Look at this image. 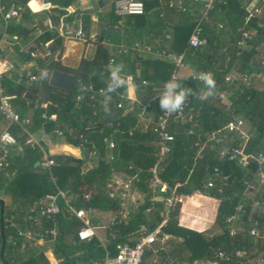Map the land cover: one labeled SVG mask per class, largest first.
<instances>
[{
    "label": "trees",
    "instance_id": "16d2710c",
    "mask_svg": "<svg viewBox=\"0 0 264 264\" xmlns=\"http://www.w3.org/2000/svg\"><path fill=\"white\" fill-rule=\"evenodd\" d=\"M28 1L15 0L14 2L25 6ZM71 1L65 0L63 8ZM141 1L145 8V14L129 16L126 19L127 24L133 23L131 33L135 36L134 39L140 38L143 34L153 39L164 38L165 33L170 29L169 50L178 54L185 51L186 57L196 67V70L199 73L211 72L216 82L215 95L208 100H198L194 96H189L190 106L187 120L179 133L174 136L172 152L167 159L162 179L171 186L181 183L184 191L193 193L203 192L202 186L215 167L219 168L222 174L231 175L234 178L230 182V186L225 189L223 196H218L214 192L210 193V196L217 198L220 202L216 223L223 227L222 234L214 237L199 251L192 248V253L185 259L186 264H197V262L208 264L209 261L213 264H226L215 259L214 252L216 250L222 249L226 253H231L234 249L253 247L251 239L246 234V230L252 225V221L247 219L252 210V204L251 200L243 195L246 190L244 182H250L252 173L240 169L233 162L220 160L215 149H212L211 152L208 151L209 153L206 154L203 161L194 164L192 141L203 140L209 132L219 129L230 117L228 112L231 111L235 115L241 116L253 131V139L249 142L246 152L255 153L261 149L260 142L264 138V88L246 87L242 83L239 84L238 81H242L243 77L264 72V66L259 64V60L264 55V49L261 46L264 43V15L261 18L262 27L257 28V35L248 41L241 54L236 56L238 49L235 42L239 38L238 29L242 25L245 15L244 5L251 0H224L225 5L218 4L205 15L201 26L207 45L203 49L188 47V39L198 17L196 13L179 12L169 8L167 3L161 5L160 0ZM166 1L168 2V0L163 2ZM183 2L188 5L189 0H183ZM47 13L53 26H57L60 19L66 15V11L59 9H50ZM23 14L26 18L31 16L29 10L24 11ZM117 20L118 18L112 12L109 19L110 26L114 25ZM254 24L253 21L252 25ZM32 31L33 29L27 30L20 25L10 24L8 27L9 34H14L22 40H26ZM44 34L43 42L55 40L49 48V56L37 62L39 70H43V74L47 75L54 69L65 70L60 65L61 40L58 34L55 31ZM225 37L228 38L227 41L224 40ZM22 54L25 60H28L26 59L28 53ZM53 56L55 59L51 61ZM227 56H229V60H227ZM109 58L107 48L98 41L91 60L82 59L76 71L65 70L71 72L75 77L71 93L52 89L48 86L47 81L41 78L39 87L45 88L50 93V99L38 106H35L34 100L28 103L23 99L25 92L29 91L35 94L38 87H26L5 78L1 81L3 94L15 96L11 104L22 117L29 108H34L32 123L43 126L47 132L55 125V121L67 122L73 130L71 135L69 132L66 133V140L69 143H78L79 131H87L83 137L85 145L90 146L91 152H96L98 156L96 167L86 171H82L85 162L75 163V159L71 156H48L54 161V165L49 169H43L40 167L43 160L41 152L38 149H30L24 144L25 134L19 127L12 126L9 129L21 145L22 150L16 154L13 160L9 158L10 169L14 171L15 175L4 188L5 192L10 195L13 205L11 210L7 207H4L3 210L6 241L4 264H13L7 250L10 247V241L13 243L20 239L15 229L9 227V224L16 222L20 227H24L26 224L30 226V223L25 219L28 208L46 196L57 195L58 191L73 195L74 200L70 204L76 210L81 208L84 196L88 197L87 202L90 209L97 208L100 211L108 212L118 208V202L107 197L108 189L105 184L111 171L109 163L105 160L104 139L116 143V172L138 174L139 181L136 188L143 194L144 200L140 206L130 212V219L126 223L112 228L111 233L114 234V238L107 237L106 250L109 255L114 256L116 245L124 243L139 225L151 227L160 221L162 204H157L156 210L151 211L153 212L151 215L146 214V210L149 208L148 198L151 196L148 186L150 179L148 170L156 161V151L151 143V135L134 132L133 136H129V132L135 125L134 119L130 115L122 117L113 105H110L101 121L97 123L94 117L98 118V116L85 104L84 98L79 100L81 85L85 83L91 69L95 68L100 71L107 64ZM147 64L155 67L154 76L145 77L143 72L141 79L166 82L171 79L175 69L172 64L166 62H144V65ZM231 67H235L240 79L225 84L223 76L230 71ZM176 80L183 87L191 88L193 91L203 90L202 81L198 78ZM119 91L123 92V88ZM221 92H227L232 102L230 111L227 110V105L218 99V94ZM109 101L111 104L113 103L112 99ZM42 115L45 118L42 119ZM190 129L193 131V136L188 138L186 132ZM130 166L131 170L128 169ZM190 170H192L191 173ZM253 171L252 168L251 172ZM1 180L2 173H0ZM239 203L244 206V213L239 217L243 231L232 236L225 228V219L236 215L235 208ZM57 206L59 212L55 215L54 220L43 221L42 225L44 230H56L54 238L48 235L45 236V240H52V253L58 264H76L77 262L84 264L102 259L105 250L96 238L83 243L76 241V234L81 227V222L68 211L61 197L57 198ZM180 206V202L174 204L167 224L162 230L167 234L183 238L178 246L183 245L184 249L185 247L188 249L191 246L189 235L191 236L192 232L184 231L177 226ZM257 221L264 228V218L257 219ZM1 243L0 237V245ZM80 253L82 255H79ZM41 256L40 264H49L43 253ZM23 264H36V262L30 259Z\"/></svg>",
    "mask_w": 264,
    "mask_h": 264
},
{
    "label": "crops",
    "instance_id": "0c3cea01",
    "mask_svg": "<svg viewBox=\"0 0 264 264\" xmlns=\"http://www.w3.org/2000/svg\"><path fill=\"white\" fill-rule=\"evenodd\" d=\"M14 1L15 0H0V4L5 5L7 9H13L16 6L20 5L15 3ZM114 1L115 0H72L68 5H66L65 8H63L64 4L66 3L65 0H29L25 5V11L29 10L31 14L29 18L24 17V14L22 13L18 21H12L7 26H5L0 17V38L4 36V41H5L2 49L0 50V60H6L11 64H13L15 67H23L25 69H28L37 76V80L34 82L22 81L20 83H17L18 72L10 71L3 73L2 80L5 78L7 80L13 81L16 84H21L26 87H34V88L38 87V90L40 88H43V87H39L41 78L47 81V77L49 74L48 75L43 74V70H39L37 62L49 56V48L51 47V44L55 40L52 39L47 42H43L42 38L45 35L44 33H50L55 31L58 34V37L61 40V58H60V65H61L63 49L66 42L69 39L76 40L74 33L79 28V26H81L83 28L86 37L98 38L99 42L105 48H107L110 57L114 59V63L123 64L125 66L124 74L130 75L133 78L134 84L140 81L141 85L139 87H136L135 91L131 94H128L125 89H123V92H120L119 89H117L120 94H123L127 98L126 101L123 102V109L116 108V103L119 100L117 97L112 98L113 101L112 104L110 103V101H107L106 99L103 98L100 99L101 100L100 103L96 104L95 106H92L88 102L86 95L82 92V87L90 84L93 85L95 88H106L108 84L112 83V81L110 80L109 71L106 72V69H108V67L106 68L103 67L100 71L98 69L93 68L91 69L85 83L81 85V94L79 96V100L84 98L85 104L93 110V113L95 115L98 116V118L94 117V119L96 120L95 122L99 123L103 118L105 111L108 108H110V105H113V107L117 110L119 115H121L122 117L130 115L131 118L134 119L135 125L132 128V130L135 129V132L143 133L141 132V130L137 129V127L140 125V122L138 121L137 118L139 105L151 101L154 109L150 110V112L148 113V118H153L154 111H157L159 109V102L157 99H155L156 97L155 90L157 88L162 89L165 83L162 82L161 80L153 81V80H148L147 78L141 79L143 72L145 73L144 75L145 77L154 76V72H155V67L153 65L150 64L144 65V62L160 61V62L170 63L175 67L173 63L166 61L163 57H160L158 55L159 52L175 53L169 50L168 48V44L171 39L170 29H168L167 30L168 32L165 33L164 38L153 39L152 37L143 34L142 36H140V38H137L135 40L134 39L135 36H133L131 33L132 32L131 28L133 23L130 22L129 24H127L126 19L129 16L119 17L114 13V8H113ZM163 1L164 0H160L161 5L163 3L168 4L170 1H177V0H168V2L167 1L163 2ZM203 5H204L203 1L198 0L196 2L193 1L191 3L189 0L188 11L194 12L199 16L202 14ZM50 9H59L66 11L65 17L60 19V22L57 26H53L50 21L49 14L47 13V11ZM112 12L115 15V17L118 18V20L114 25L110 26L109 19ZM119 21H121L122 24L124 25L123 31H120L115 28ZM10 24H13L15 26L20 25L24 29L27 30L33 29V31L30 33V35H28V38L26 40H22L21 38H17L16 35L8 33V27ZM14 37H16V40H13ZM224 40L227 41L228 38L225 37ZM88 45L93 46V51L89 56L86 54ZM95 49H96V44H92V43L86 44L82 59L91 60L94 55ZM119 51H121V53H119ZM22 53H28L26 58L28 60H25V57L22 56L23 55ZM182 53H184L182 67H175L172 77H174L175 79H184V80H187L189 78L199 79V72L196 70V67L186 57L185 51H183ZM263 57L264 56H262V58ZM54 59L55 56L51 58V61H53ZM227 60H229V56H227ZM137 63L140 64L139 77H137V71H136ZM185 67H189L192 70V72L190 71L187 72L189 74L185 76H180V77L176 76L177 70L178 69L183 70L185 69ZM234 68L235 67H231L230 71L226 74L231 75L234 81L235 80L238 81L240 77L237 74L236 70H234ZM63 69L69 71H76L66 68ZM224 76H223V82L225 84H228L224 81ZM249 81H250V86L259 87L260 89H263V86L260 85L256 80H249ZM238 83L239 84L242 83L244 84V86L249 87V85H246L243 79L242 81H238ZM201 87L202 89H204L203 82L201 83ZM37 92L35 94L30 92L34 96L31 101L33 100L35 101V106L41 104V103L38 105L36 104V100H38V97L36 95ZM221 93H224V99L219 98L220 93L218 94V99L224 102L227 105V110L230 111L229 109L231 107L232 102L227 92H221ZM31 101H27V102L29 103ZM33 110L34 108L31 109L29 108L23 117L30 118L32 121ZM228 114L230 115V117L239 116V115H235L231 111L228 112ZM186 120L187 117L186 119L183 120L171 121L169 124L170 133L176 136L179 133L182 126L186 123ZM54 124L55 125L48 132L45 131L43 126L37 124L35 125L34 123H31L27 127V130L29 134L32 136V138L39 143L42 150L46 153L47 156H53V157L71 156L75 160H79L80 149L78 146L75 145H78L82 137L79 136L78 133V138H79L78 143H69L66 140V133L69 132V134L71 135L73 131L69 127V124L67 122H61V121H55ZM245 125H246V121L244 123L243 131L247 134H253L251 127L249 125L245 127ZM6 128H7V124L1 119L0 133L3 132ZM56 129H60L63 132V135L61 136L57 135L54 132V130ZM83 132H84L83 137H85L87 131H83ZM84 144H85V140H84ZM87 147L89 148V152H90L89 159L81 160L85 162V164L82 166V171H86L96 167L98 161V156L96 152H91L90 146ZM116 148L117 146H115V149L111 150L105 144V150H106L105 160L110 165V171L111 168H114V173H112L111 171V175L105 184L107 189H108L107 187L108 184H113L115 181L124 180L126 178L123 172H116L115 170V163L117 156L115 152ZM153 148L157 152V148L154 146ZM21 150H22L21 145L18 142L15 147H10L9 153L11 160H13L16 154L18 152H21ZM110 156H114L115 160L111 162L109 160ZM239 168L249 173H252L251 169L249 168L247 169L241 167ZM14 175H15L14 171L9 169L7 173L5 174L2 173V180L0 181V200L3 201L4 207H7L10 210L13 207L11 203V197L9 194L5 192L4 188L6 184L12 180ZM257 181H259V178L256 175L252 174V178L250 180L251 187L244 192V196L251 200V204L252 201L254 200L259 201L263 196L259 188L257 189V192H255L254 183H256ZM136 184L134 185L132 191L134 201L125 204L124 207H126V209L124 211H127L128 215L123 216L122 219H120L121 220L120 223L115 225H111L109 223V219L113 217H117V213H119L120 211L119 203H118V208L116 210L108 211V212L100 211L97 208L90 209L89 207H87L86 209L87 218L89 219L90 223L96 228L95 236L93 238H96L99 241L100 246L104 248L105 252H108L106 250V246L108 244L107 237L109 236L111 238H114V234L111 233L112 228L126 223L130 219V212L136 207L140 206L144 201L143 194L139 192V190L136 188ZM150 193L151 196L148 198L149 208L146 210L147 215H151L153 213L151 211L156 210L157 204L159 205L162 204V197L159 193L151 190ZM193 193H191L189 196L180 195L181 206L179 209V216L177 218V222H178L177 226L179 228H181L184 231L192 232L191 236L189 235L191 246L188 249L186 247L184 249L183 245L178 246L179 243L183 241V238L167 234L162 230L161 236L164 239V244H160L159 242L153 244L146 251L143 258L144 259L143 264H186L185 259L187 256L190 255V253H192L193 250L195 251L201 250L202 247L206 245V243L211 241L214 237L222 234L223 227L221 225L219 227V224L216 223L217 209L220 203L219 200L203 192H200L201 194L197 192L196 193L197 196L193 197L192 195ZM67 200L72 202L74 200V196L67 194ZM162 208H163V204H162ZM251 208L252 210L247 219L252 221V224H254L258 222L257 219H263V217L261 216V211L263 210V207L260 206L255 209L254 206L251 205ZM235 219L236 221L241 223V221H239L238 218ZM43 221L44 220L40 219L35 223H30V226L26 224L24 227H20L18 223L12 222L14 224L15 231L19 230L23 233V235L19 236L21 240L19 239L13 243H11L10 241V245H9L10 247L7 250V254L9 256V259L11 260V263L23 264V262H27L28 260L31 259L34 262H36V264H40L42 259L41 255L43 253V256L46 258L49 264H58L52 253V243H53L52 240L46 241L45 236H43L44 231H46L43 229V225H42ZM156 224L157 223L153 224L151 227H153ZM240 226L242 228V223L240 224ZM260 228L263 227L260 226ZM133 234L129 236L125 242L133 239L134 236ZM55 235L52 236V238H54ZM42 237L43 240H41ZM76 241L79 242L77 239ZM79 255H82V253H80ZM90 259H92V257H90ZM0 264H4V260L1 259ZM76 264H83V263L77 262ZM84 264H91V262H86Z\"/></svg>",
    "mask_w": 264,
    "mask_h": 264
},
{
    "label": "built area",
    "instance_id": "2783aa9c",
    "mask_svg": "<svg viewBox=\"0 0 264 264\" xmlns=\"http://www.w3.org/2000/svg\"><path fill=\"white\" fill-rule=\"evenodd\" d=\"M193 1L198 0H190ZM204 2L202 14L195 20V25L188 39V47L190 48H203L207 45V40L203 37V29L201 26L202 19L205 15L211 11L216 5H225L224 0H200ZM169 8H173L179 12L185 13L189 10V6L185 5L183 0L170 1ZM114 13L119 16H142L145 14V8L141 0H115L113 3ZM25 11L24 5H18L13 9H7L3 4H0V17L3 24L7 26L12 21H18ZM245 15L243 17L242 25L238 29L239 39L236 41V56L241 54V51L245 48L246 43L251 41L257 35V28L262 27L261 18L264 15V0H251L244 5ZM255 22L252 25V22ZM221 27V26H219ZM116 29L123 31L124 25L121 21L115 27ZM74 36L76 40L86 44L98 43V38H88L85 36L83 28H79L75 31ZM68 38V37H65ZM16 40V37L13 38ZM4 36L0 38V50L4 44ZM121 53V51H119ZM158 55L163 57L166 61H169L175 65V67H182L184 53H164L159 52ZM110 62H114L113 58H109V61L104 66L108 67ZM259 64L264 66V57L259 60ZM17 71L18 79L17 83L22 81L34 82L37 80V76L30 70L23 67H15L13 64L6 60H0V116L6 122L7 128L0 133V172L7 173L10 169V153L9 148L17 145L16 137L10 132L12 126H17L25 134L24 144L30 149H38L42 154V163L40 167L43 169H49L54 165V161L46 155L42 150L39 143L32 138L29 134L27 127L32 123L30 118L22 117L12 106L11 101L15 99V96H7L2 93L1 80L4 72ZM174 78V77H172ZM249 80H256L264 88V72H258L250 77H244L243 81L246 85L250 86ZM226 83L234 82L231 75L226 74L224 76ZM82 92L86 95L88 102L95 106L100 103V99H110L117 97L119 100L116 103L117 109H123V102L126 101V97L120 94L118 90H115L111 97L106 96V88H95L93 85H85L82 87ZM220 99H224V93L219 94ZM190 106V99L185 102L183 109L176 113L163 112L159 107L157 111H154L153 118H148L150 110L154 109L152 102H147L139 105L138 121L140 125L137 127L143 133L151 135L152 146L157 148L156 161L148 170L150 174L149 189L157 192L162 197L163 208L161 210V219L153 227L146 225H139L133 239L127 242L116 245V253L114 256H110L108 252H105L104 257L101 260H94L91 264H143L144 255L146 251L156 242L164 244V239L161 236L162 228L166 226L171 210L176 202H180V194L177 192L179 188H182L181 183H176L171 186L162 179V174L166 168L167 159L172 152V144L174 142V135L169 131V124L171 121H179L186 119L188 116V109ZM42 118H45L42 115ZM244 119L241 116H231L226 123L219 129L209 132L203 140L195 139L192 141L193 148V163H199L205 159L206 154L215 149L218 153V157L222 161L233 162L237 166L244 169H254L253 175L259 178V190L262 193V198L257 201H252L254 208L263 207L261 216L264 218V138L260 142L261 149L255 153L246 152V148L249 142L253 139V134H247L243 131ZM54 132L61 136L63 132L60 129L54 130ZM135 129L129 132V136H133ZM186 136L189 138L193 136V131L190 129L186 132ZM106 146L113 150L115 149V142L109 139H104ZM209 151V152H208ZM109 160L112 162L115 160L114 156H110ZM129 170L132 169L130 166ZM114 173V168H111ZM192 170H190V173ZM124 180L115 181L113 184H108L107 197L109 199H115L120 207L117 217L109 219L111 225H115L121 222L123 216H127L125 204L134 201L132 194L133 187L138 183L139 178L137 173L126 174ZM234 178L231 175H224L220 172L219 168L215 167L209 173L205 183L202 186L203 193L210 195L214 192L218 196H223L225 189L230 186ZM247 191L251 184L250 182H244ZM244 195V193H243ZM61 197L66 204L68 211L73 214L80 222L81 227L78 230L76 237L79 242H89L95 236V227L90 223L86 216V209L88 207V197L84 196V202L81 208L74 209L67 200V193L58 191L57 195L46 196L31 205L26 214V221L29 223H35L38 220L53 221L55 215L59 212L57 206V198ZM229 199V197H226ZM236 215L229 216L225 219V227L229 231L230 235H235L237 232L242 231L240 222L235 218L241 217L244 213L243 204L239 203L236 206ZM240 221V220H239ZM9 227L14 228V224L10 223ZM239 230V231H238ZM18 236H22L23 233L19 230L16 231ZM56 230H46L43 236H54ZM246 234L253 242L252 248L234 249L231 253H226L222 249H218L214 252V257L218 261L226 264H264V228H260L258 222L252 224L247 230ZM43 240V237L42 239ZM1 261V257H0ZM22 264V263H17Z\"/></svg>",
    "mask_w": 264,
    "mask_h": 264
},
{
    "label": "clouds",
    "instance_id": "9594fccd",
    "mask_svg": "<svg viewBox=\"0 0 264 264\" xmlns=\"http://www.w3.org/2000/svg\"><path fill=\"white\" fill-rule=\"evenodd\" d=\"M111 84L106 87V96L111 97V94L117 89H125L128 94L135 91L137 85L133 83V78L130 75H125V66L123 64H115L110 62L108 65ZM199 79L204 84V89L193 91L191 88H185L175 78L166 81L163 88H157L155 99L159 102V107L163 112L176 113L183 109L185 102L189 96H194L198 100H208L215 95L216 82L211 72H200ZM200 264V262H197ZM208 264H213L209 261Z\"/></svg>",
    "mask_w": 264,
    "mask_h": 264
},
{
    "label": "water",
    "instance_id": "95a60500",
    "mask_svg": "<svg viewBox=\"0 0 264 264\" xmlns=\"http://www.w3.org/2000/svg\"><path fill=\"white\" fill-rule=\"evenodd\" d=\"M84 48H85L84 43L74 40V39H69L66 42L64 49H63L61 66L66 69L77 70L82 60ZM136 71H137V77H139L140 75V64L139 63H137L136 65ZM74 79L75 77L72 73L54 69L49 73L47 77V84L52 89L58 90L63 93H71L73 89ZM135 85L139 87L141 85V82L139 81L135 83ZM36 95L38 97V100H36L37 105L40 103H46L50 99V93L45 88H40ZM33 97H34L33 94H31L28 91L25 92L23 96V98L27 101H31ZM83 135H84V132L80 131L79 136H81L82 138L80 139L78 145H75V146H78L80 149V154H79L80 158L79 160H75L76 163H79L81 160L89 159L90 152H89V148L84 144ZM177 192L180 195H186V196H189L191 194L188 191H184L182 188H179ZM3 208H4V203L2 200H0V214H1L0 237L2 240V244L0 248V257L2 260H4V251H5V246H6L4 227H3Z\"/></svg>",
    "mask_w": 264,
    "mask_h": 264
},
{
    "label": "rangeland",
    "instance_id": "374dc122",
    "mask_svg": "<svg viewBox=\"0 0 264 264\" xmlns=\"http://www.w3.org/2000/svg\"><path fill=\"white\" fill-rule=\"evenodd\" d=\"M262 45H263V49H264V43ZM92 51H93V46L92 45H88L87 46V50H86V54L89 56L92 53ZM263 54H264V50H263ZM234 70H236V69L234 68ZM189 71L192 72V70L189 67H185V69H183V70L182 69H178L177 72H176V76L180 77V76L188 75L189 73H187V72H189ZM247 126H248V124L246 123L245 127H247ZM259 184H260L259 181L254 183L255 192H257ZM197 192L200 193V191H197ZM197 192L192 194L193 197L197 196V194H196ZM257 214H259V213H257ZM219 227H220V224H219Z\"/></svg>",
    "mask_w": 264,
    "mask_h": 264
}]
</instances>
